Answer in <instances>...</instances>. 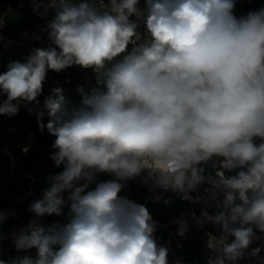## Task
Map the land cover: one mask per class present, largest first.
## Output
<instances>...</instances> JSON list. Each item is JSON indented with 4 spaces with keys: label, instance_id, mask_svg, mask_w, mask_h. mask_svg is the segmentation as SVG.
<instances>
[{
    "label": "clouds",
    "instance_id": "clouds-1",
    "mask_svg": "<svg viewBox=\"0 0 264 264\" xmlns=\"http://www.w3.org/2000/svg\"><path fill=\"white\" fill-rule=\"evenodd\" d=\"M140 3L40 0L38 14L54 11L50 45L0 74V116L10 118L21 102L38 103L49 71L91 69L98 85L78 87L81 106L72 110L60 87L45 99L49 119L40 113L38 125L55 137L50 158L63 170L47 177L29 210L59 217L68 206L67 219H32L13 233L17 251L35 249V257L12 264H169L148 208L120 195L133 180L157 200L161 190L218 209L190 214L198 227L219 228L209 234L207 264H238L264 233V9L238 18L236 0ZM214 159L222 170L206 190L211 199L191 196ZM98 174L113 179L91 188ZM174 223L184 237L188 222ZM260 252L248 255L264 264Z\"/></svg>",
    "mask_w": 264,
    "mask_h": 264
},
{
    "label": "built area",
    "instance_id": "built-area-1",
    "mask_svg": "<svg viewBox=\"0 0 264 264\" xmlns=\"http://www.w3.org/2000/svg\"><path fill=\"white\" fill-rule=\"evenodd\" d=\"M250 0H244V4H247ZM40 3V0H18L15 3L7 2L6 7L3 11H0V74L7 71V65L13 61L24 62L26 58L36 48H46L50 45L48 39L49 28L48 25L54 17V11L49 10L47 13L43 12V8L40 9L38 14L35 11V6ZM140 7L143 9L144 0H141ZM241 8V4L236 0V6L234 14L236 15ZM23 13L28 17L26 21L11 20L8 21V16L12 14ZM141 28V32H143ZM71 69L67 68L63 70V75H68ZM52 95V91L46 87H43V93L40 95L37 102H31L25 105L21 102L20 110L25 111L29 115L35 117L38 120L40 113H43V123L47 124L48 114L44 107L45 99ZM67 108L72 110L76 106L69 100L65 99ZM29 109H32L30 112ZM19 110V111H20ZM49 137L50 142L46 143L43 138ZM55 137L51 136L45 129L41 132L40 128L32 129L28 128L25 132L24 140L17 147L5 148L3 147V153L6 161V176L8 178L7 184L10 186L15 183L18 175L17 163L21 160L24 153L29 151L31 148H49L51 150L52 143ZM256 143H260L259 140ZM24 149H27L25 151ZM55 167V166H54ZM60 168L55 167V174L62 171ZM219 159H214L210 162V169L204 172V180L201 184L197 185L196 189L190 193L191 196H201L206 199H211L212 182L217 178V172L220 171ZM23 184L16 191L11 192V202L5 210L0 209V212L5 214V219L9 221L4 224L0 223V234L3 235L4 239L0 242L7 240H13V233L19 234V232L25 228L26 225H18L13 222L14 217L20 210L21 206L27 204L35 193L36 176L31 172H24L22 174ZM48 187V182H46ZM94 188V183L90 185ZM3 191L0 190V194ZM156 195V193H155ZM67 198V193H64ZM125 197L130 199L129 190L126 188L124 193ZM185 205L172 217L164 220L153 219L157 223V231L155 232V238L158 244L168 248V261L169 264H175L176 261H180V264H207L209 257L212 253L207 248V241L209 234L219 235V228L211 224L205 225L204 227L196 226L191 218V212H195L197 216L200 215L202 209H206L210 214H215L218 209L214 206H207L202 201L189 202L181 199ZM147 200L158 201L155 199L154 194L150 193L143 198L141 204L146 203ZM68 207V206H66ZM1 208V207H0ZM183 216L188 222V231L184 237L178 235V225L174 223V220ZM4 219V220H5ZM33 219H37L41 224L44 225V218H37L34 216ZM259 239H254L252 245L247 250L245 256L238 262V264H260L257 257L248 255L252 248L261 247L260 257H264V233L256 231ZM231 239V238H230Z\"/></svg>",
    "mask_w": 264,
    "mask_h": 264
},
{
    "label": "trees",
    "instance_id": "trees-1",
    "mask_svg": "<svg viewBox=\"0 0 264 264\" xmlns=\"http://www.w3.org/2000/svg\"><path fill=\"white\" fill-rule=\"evenodd\" d=\"M260 9H264V0H250V2L244 4V7L238 11L236 16L238 18L241 16H246L248 13L255 12ZM48 74L60 76L63 75V71L59 73H56L54 71H49ZM43 87H46L45 83L43 84ZM97 87L98 85L95 75L91 83L86 88H84V93H89L92 89ZM63 95L65 99L71 101L76 106V108H79L81 106V101H82L81 93L73 94L71 92L63 90ZM3 99H6V96L0 95V102H2ZM0 126H3L9 129L10 131H12L13 143L16 145H19L23 142L25 132L28 128L36 129L39 127L38 120L23 110H20L16 116L11 118L7 116H0ZM43 140L46 143L50 142L49 137H44ZM17 166L19 173L16 177L15 183L8 186L7 176L5 177V180L2 182L3 189L1 190L3 191V193L0 194V207L5 206L3 210H5L11 202V197H8L7 194L8 193L11 194V192H13V189H15L16 191L23 184L22 174L24 173V171L20 166V161L17 163ZM203 167L205 168V172L208 171L210 169V162L203 165ZM126 188L129 190L130 199L137 203H142L143 198L146 195L152 193L139 180L128 181L126 183ZM156 195H159L160 197L158 201L147 200L145 203V206L148 208L153 219H158V220L168 219L172 217L175 213H177L180 209H182L185 205L181 200H179L178 194L156 190ZM169 200L170 203H165V201H169ZM30 205L27 204L23 205L24 210L21 213V216L17 219L18 223L27 224L34 218L35 214L29 210ZM43 218L45 221L44 225L48 226L49 223L56 218V216L45 215ZM31 251L34 252L35 249H31Z\"/></svg>",
    "mask_w": 264,
    "mask_h": 264
},
{
    "label": "rangeland",
    "instance_id": "rangeland-1",
    "mask_svg": "<svg viewBox=\"0 0 264 264\" xmlns=\"http://www.w3.org/2000/svg\"><path fill=\"white\" fill-rule=\"evenodd\" d=\"M244 1V0H243ZM244 7L242 4L241 9ZM72 72L70 75H51L47 74V79L44 82L47 86H51L52 88L60 87L65 91L71 92L73 94H79L80 92L77 91L78 87L83 86V89L86 88L91 81L93 80L95 73L91 69H82L78 66L70 67ZM2 147L10 148V147H17L16 144L13 143V133L9 129L0 126V190L3 189L2 182L5 180L6 177V159L3 153ZM51 151L49 149H42V148H31L29 151L24 153L23 157L21 158V164L23 167L29 171H31L36 177L39 176L41 173L54 175L55 171L53 170L52 160L50 158ZM113 179L112 176L108 174H98L96 177L97 182H102L106 180ZM15 191V189H13ZM126 191V184L125 187L122 189L120 195L123 196ZM8 197H11V194H7ZM41 194H37L35 199L40 197ZM7 202V199H6ZM5 206H1L0 209H4ZM68 212V207L64 208L65 215L59 216L49 223L51 225L54 221H58L60 223L66 222V214ZM8 220V219H7ZM9 221V220H8ZM7 221V222H8ZM15 222V220H13ZM29 223L26 225L28 226ZM48 225V226H49ZM24 256H32L35 257V251L31 250H21L17 251V249L13 245V240H7L4 242H0V259L4 260L6 264H12V261L16 258H23Z\"/></svg>",
    "mask_w": 264,
    "mask_h": 264
},
{
    "label": "crops",
    "instance_id": "crops-1",
    "mask_svg": "<svg viewBox=\"0 0 264 264\" xmlns=\"http://www.w3.org/2000/svg\"><path fill=\"white\" fill-rule=\"evenodd\" d=\"M16 1H18V0H0V11H3V10L5 9L7 2L15 3ZM238 1H239V3L241 4V6H242V4L244 5V1H243V0H238ZM240 9H241V8H240ZM7 20H8V21H11V20H17V21H21V22H23V21L28 20V17L25 16L23 13H17V14L9 15ZM70 69H71V68H70ZM71 72H72V70L70 71V73H69L68 75H70ZM51 75H53V74H51ZM53 76H54V75H53ZM54 77H55V76H54ZM46 88H48V89H50V90L53 89L51 86H47V85H46ZM64 91H65V90H64ZM2 148H3V147H2ZM38 148H42V147H38ZM42 149H49V148H42ZM49 151L53 152V150H51V149H49ZM20 166H21V168L23 169L24 172H31V171H29V170H27V169H25V168L23 167V165L21 164V161H20ZM52 166H53V167H52L53 170L55 171V167H54L53 161H52ZM31 173H32V172H31ZM54 174H55V173H54ZM48 176H49V174L41 173L39 176L36 177L37 180H36V183H35V193H34V195L32 196V198L28 201L27 205H30L31 203H33V202L36 201L37 199H41V198H42V192H43L44 189L47 188V186H46V182H48V181H47V177H48ZM39 193L41 194V196L35 199L36 195L39 194ZM23 210H24V207L22 206V207L20 208V210L17 212L16 216L14 217V220H15L14 223H16V224H18V225H26V224L18 223V221H17V219L21 216V213L23 212ZM7 221H8V220L5 219V220L3 221V223L6 224ZM26 226H27V225H26Z\"/></svg>",
    "mask_w": 264,
    "mask_h": 264
}]
</instances>
